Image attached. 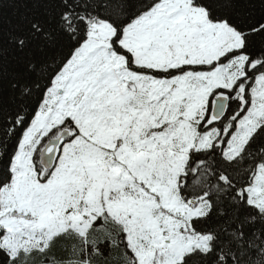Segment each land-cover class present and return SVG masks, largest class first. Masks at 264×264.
Returning <instances> with one entry per match:
<instances>
[{
  "label": "snow or ice",
  "instance_id": "1",
  "mask_svg": "<svg viewBox=\"0 0 264 264\" xmlns=\"http://www.w3.org/2000/svg\"><path fill=\"white\" fill-rule=\"evenodd\" d=\"M0 264H264V0H0Z\"/></svg>",
  "mask_w": 264,
  "mask_h": 264
}]
</instances>
